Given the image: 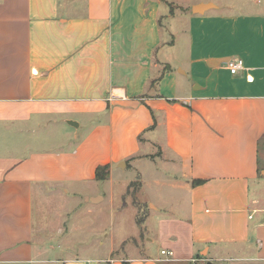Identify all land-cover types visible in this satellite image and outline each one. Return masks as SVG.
I'll list each match as a JSON object with an SVG mask.
<instances>
[{
    "label": "crops",
    "instance_id": "1",
    "mask_svg": "<svg viewBox=\"0 0 264 264\" xmlns=\"http://www.w3.org/2000/svg\"><path fill=\"white\" fill-rule=\"evenodd\" d=\"M157 159L173 193L140 203L159 250L106 242L115 178ZM260 176L264 0H0V264H264ZM79 214L95 244L74 246Z\"/></svg>",
    "mask_w": 264,
    "mask_h": 264
},
{
    "label": "rangeland",
    "instance_id": "2",
    "mask_svg": "<svg viewBox=\"0 0 264 264\" xmlns=\"http://www.w3.org/2000/svg\"><path fill=\"white\" fill-rule=\"evenodd\" d=\"M162 21L166 26H169V21L165 18V16H162ZM178 25L179 22L177 21V19L172 21L173 27ZM164 35L165 38H167L168 33L166 32V30L164 31ZM158 166H160L161 168ZM140 168L142 177H139V173L136 172V170L134 171L131 168H127L123 172V176L120 177V179L117 180V178H115V183L111 191L113 199V211H111V207H108L109 204H106V215L105 219L103 218L104 220L102 221H105L103 225L107 227L106 233L109 234L106 238V242H108L110 238H113L114 242H118L119 240L127 241L130 238L135 237L138 239L137 242H144L146 244L148 243V237H150L154 240V242L150 244L152 245V252H155V250H159L161 245L159 240L156 239L157 234L154 232V230H151V228L156 229L157 221L154 220L153 216H149L148 219H143V214L145 213L146 206L145 204H143V207H141L140 202L143 203L145 201H148L147 206L148 208H150L151 203L156 202L158 194H162V198L166 201L169 198L168 194L173 193V190L170 187L166 186L165 183H161L160 187H158L155 183L157 180L165 182V164L162 161H160L159 159H157L156 161L147 160L143 164H141ZM259 179L264 185V176H260ZM141 181L143 182L142 188L140 187ZM96 185L100 187V184L97 183ZM251 188L253 191H259L261 189L260 185H258V182H253L251 184ZM109 194L110 192H107L106 201L108 200ZM81 198L83 197L80 196V199L71 198L70 205L73 206L79 203L82 204L83 202ZM83 199H85V197ZM78 200L79 202H77ZM135 200H137L138 202ZM132 201L133 203L140 204L139 208L136 205L132 204ZM125 202H127L128 205L123 208L122 205ZM41 206L42 204L38 200H33L34 221L37 219V216L40 213ZM140 208L144 209V212ZM166 210L167 212H170V216L175 215V211L172 205L168 206ZM136 217L138 218V220L141 219V223L143 220H146L145 225L142 226V230L137 224ZM68 219L75 227V229L73 230L74 246H77L75 238H77V241L82 239L85 241H91L95 244V238H98L97 235L103 236L104 234V231L100 228L96 230L93 228L90 231H85L82 229L84 226L93 224L96 221L93 216L79 214L76 217L75 215L71 218L68 217ZM65 220L66 218H64V221ZM69 221L67 223H69ZM128 244L130 245L131 243ZM95 250L97 251V249ZM119 252L121 253L122 250H120Z\"/></svg>",
    "mask_w": 264,
    "mask_h": 264
},
{
    "label": "built area",
    "instance_id": "3",
    "mask_svg": "<svg viewBox=\"0 0 264 264\" xmlns=\"http://www.w3.org/2000/svg\"><path fill=\"white\" fill-rule=\"evenodd\" d=\"M227 67L230 70L232 74H235L238 72V70L243 68V62L240 58H233L227 61ZM161 255H163L162 260L171 261L174 257V251L171 249H161ZM87 264H94V262H88Z\"/></svg>",
    "mask_w": 264,
    "mask_h": 264
},
{
    "label": "water",
    "instance_id": "4",
    "mask_svg": "<svg viewBox=\"0 0 264 264\" xmlns=\"http://www.w3.org/2000/svg\"><path fill=\"white\" fill-rule=\"evenodd\" d=\"M215 5L211 2H207V3H198L192 6V11L194 13H203L205 12L207 9L214 7ZM101 197H91L90 200L95 202L97 200H99ZM207 264H213L210 260L207 261Z\"/></svg>",
    "mask_w": 264,
    "mask_h": 264
},
{
    "label": "trees",
    "instance_id": "5",
    "mask_svg": "<svg viewBox=\"0 0 264 264\" xmlns=\"http://www.w3.org/2000/svg\"><path fill=\"white\" fill-rule=\"evenodd\" d=\"M109 174V167L108 165H102L96 168V178L99 180H103L106 179L108 177ZM202 182V180H193L192 184H198ZM139 223H141V220L138 221Z\"/></svg>",
    "mask_w": 264,
    "mask_h": 264
}]
</instances>
